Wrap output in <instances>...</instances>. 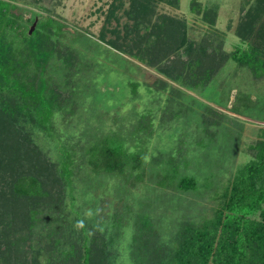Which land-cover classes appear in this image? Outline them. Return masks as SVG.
Listing matches in <instances>:
<instances>
[{
	"label": "trees",
	"instance_id": "obj_1",
	"mask_svg": "<svg viewBox=\"0 0 264 264\" xmlns=\"http://www.w3.org/2000/svg\"><path fill=\"white\" fill-rule=\"evenodd\" d=\"M124 1L120 3L126 4L123 13L130 24L105 29L99 40L182 88L199 89L221 79L228 63L237 70L264 71V0L246 2L235 28L239 42L228 53L220 43L213 44L214 38H190L183 20L153 15L160 3L177 8L179 0ZM40 2L0 0V264H114V242L128 239L124 248L132 264H264V129L260 139L246 147L249 160L223 191L211 219L182 222L164 242L149 213L141 211L127 228L116 219L109 235L97 236L92 224L83 225L65 248L62 239L68 237L61 215L66 195L73 192L75 179L80 180L79 169L100 170L128 185L152 171L144 157L147 142L139 151L123 145L111 149L103 140L84 147L82 141L89 136L79 132L72 136L80 152L74 171L52 161L36 143L37 133L48 137L53 131L45 125L52 106L63 112L73 94L86 92L82 74L90 68L82 62L83 55L63 41L61 20L48 12L23 18L18 4L41 8ZM191 7L201 14L197 0H191ZM201 15L214 23L211 11ZM215 84L228 87L225 79ZM148 89L168 92L170 98L177 93L160 79ZM205 108L210 114L205 123L220 124L219 113ZM195 186L193 178L185 177L177 188Z\"/></svg>",
	"mask_w": 264,
	"mask_h": 264
},
{
	"label": "rangeland",
	"instance_id": "obj_2",
	"mask_svg": "<svg viewBox=\"0 0 264 264\" xmlns=\"http://www.w3.org/2000/svg\"><path fill=\"white\" fill-rule=\"evenodd\" d=\"M247 1L197 0L201 14L204 10L214 14L213 24L193 10L191 0H179L177 8L160 3L153 15L183 20L190 38H214L213 44L220 43L222 51L228 53L239 42L235 28ZM120 2L125 3L42 0L41 8L18 4L24 19L49 13L61 20L63 41L83 55L82 62L90 67L82 74V83H88L86 92L73 94L63 112L53 105V114L45 124L52 133L48 137L37 133L36 143L43 152L52 161L64 162L68 170L74 171L80 152L76 136H72L79 132L88 133L89 139L82 141L84 147L100 140L111 149L123 145L139 151L137 147L145 142L148 147L144 157L153 174L146 171L141 181L129 185L100 170L79 169L80 180L75 179L73 192L66 195L61 215L68 237L62 239L67 243L66 249L74 238L71 235L79 231L74 227L78 220L83 221L84 228L92 224V233L97 236L109 235L115 231L116 219H120L121 227L127 228L135 215L148 212L161 240L166 242L182 222L200 224L211 219L223 191L249 160L246 147L259 140L264 129L262 69L237 70L228 63L221 79L199 89L182 88L99 40L105 29L130 24L123 13L126 4ZM222 78L228 84L226 89L215 84ZM158 79L170 83L177 93L170 98L168 92L148 89ZM205 107L219 113L220 124L205 123L210 115ZM153 156L155 160L151 159ZM156 170L161 171L160 175ZM185 177L195 180L194 189L177 188L178 181ZM89 210L92 214L86 215ZM128 240L114 242L117 253L114 264H132L124 248ZM98 243L102 242L97 240Z\"/></svg>",
	"mask_w": 264,
	"mask_h": 264
},
{
	"label": "clouds",
	"instance_id": "obj_3",
	"mask_svg": "<svg viewBox=\"0 0 264 264\" xmlns=\"http://www.w3.org/2000/svg\"><path fill=\"white\" fill-rule=\"evenodd\" d=\"M97 211H99V210H97ZM91 214H92V210H89L86 213V215H91ZM74 227H76L77 229H80L81 227H83V221H77Z\"/></svg>",
	"mask_w": 264,
	"mask_h": 264
}]
</instances>
